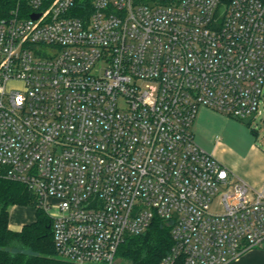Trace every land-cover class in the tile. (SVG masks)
I'll use <instances>...</instances> for the list:
<instances>
[{
  "label": "built area",
  "instance_id": "1",
  "mask_svg": "<svg viewBox=\"0 0 264 264\" xmlns=\"http://www.w3.org/2000/svg\"><path fill=\"white\" fill-rule=\"evenodd\" d=\"M263 83L264 0H17L0 18V178L35 194L72 264H123L154 217L172 237L158 264H228L264 245V185L192 124L200 106L254 117Z\"/></svg>",
  "mask_w": 264,
  "mask_h": 264
},
{
  "label": "trees",
  "instance_id": "2",
  "mask_svg": "<svg viewBox=\"0 0 264 264\" xmlns=\"http://www.w3.org/2000/svg\"><path fill=\"white\" fill-rule=\"evenodd\" d=\"M17 0H0V18L15 7ZM13 205L35 209L34 220L19 229L9 226V208ZM171 226L154 217L140 234L127 236L119 246L123 264H158L172 246ZM0 264H72L56 253L51 219L37 205L35 194L23 183L0 178ZM179 264V263H178Z\"/></svg>",
  "mask_w": 264,
  "mask_h": 264
},
{
  "label": "rangeland",
  "instance_id": "3",
  "mask_svg": "<svg viewBox=\"0 0 264 264\" xmlns=\"http://www.w3.org/2000/svg\"><path fill=\"white\" fill-rule=\"evenodd\" d=\"M257 110L255 116L245 123L244 118L200 106L192 124V131L195 142L201 148L222 162L235 176L258 190L261 186L255 185L251 178L246 180V173L251 172L252 175H256L264 161V96ZM232 157L235 160L234 165H238L241 171L240 174L232 170V164L228 163V161L231 162ZM13 208V206L9 208L11 220ZM23 208L27 211L26 216H34L35 209L30 206ZM220 210L221 207L217 200L210 204V211ZM125 264L128 263L125 261Z\"/></svg>",
  "mask_w": 264,
  "mask_h": 264
},
{
  "label": "crops",
  "instance_id": "4",
  "mask_svg": "<svg viewBox=\"0 0 264 264\" xmlns=\"http://www.w3.org/2000/svg\"><path fill=\"white\" fill-rule=\"evenodd\" d=\"M234 161L235 160L232 157L231 162L228 161V163L232 164L233 166L232 170L240 174L241 171L239 170L238 165L236 164L234 165ZM241 176L243 177V175ZM246 177H247L246 180L251 178L255 185L261 186L262 188L264 185V161L259 169V172L256 175H252L251 172H247ZM13 207L14 208L12 212L13 213L12 220L10 219V212H9V226L12 229H19L24 223L34 220L35 211H34V216L31 217V216L25 215V212H27L25 208H23L25 206L13 205ZM24 215L26 216L25 218H24ZM228 264H264V247L256 246V247L249 248L248 250L240 254L235 260L229 262Z\"/></svg>",
  "mask_w": 264,
  "mask_h": 264
},
{
  "label": "water",
  "instance_id": "5",
  "mask_svg": "<svg viewBox=\"0 0 264 264\" xmlns=\"http://www.w3.org/2000/svg\"><path fill=\"white\" fill-rule=\"evenodd\" d=\"M32 16H33V17H36L37 14H33ZM251 118H253V115H252V114L249 115L248 117L244 118V119H243V122L248 123V122L250 121ZM263 247H264V245H263Z\"/></svg>",
  "mask_w": 264,
  "mask_h": 264
}]
</instances>
